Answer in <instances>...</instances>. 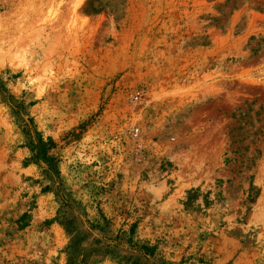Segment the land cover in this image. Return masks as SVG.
<instances>
[{
  "label": "rangeland",
  "instance_id": "1",
  "mask_svg": "<svg viewBox=\"0 0 264 264\" xmlns=\"http://www.w3.org/2000/svg\"><path fill=\"white\" fill-rule=\"evenodd\" d=\"M0 264H264V0H0Z\"/></svg>",
  "mask_w": 264,
  "mask_h": 264
},
{
  "label": "trees",
  "instance_id": "2",
  "mask_svg": "<svg viewBox=\"0 0 264 264\" xmlns=\"http://www.w3.org/2000/svg\"><path fill=\"white\" fill-rule=\"evenodd\" d=\"M35 135L37 137L36 142L34 140H29V147L33 155L31 158L32 161H38L39 159L50 161L51 157L48 155V151L50 150V144H53L52 141L50 139L44 141L43 136L39 132L35 131Z\"/></svg>",
  "mask_w": 264,
  "mask_h": 264
}]
</instances>
